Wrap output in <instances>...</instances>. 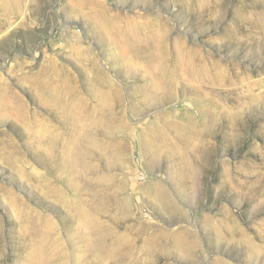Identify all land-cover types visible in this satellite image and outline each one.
I'll list each match as a JSON object with an SVG mask.
<instances>
[{
	"label": "rangeland",
	"instance_id": "rangeland-1",
	"mask_svg": "<svg viewBox=\"0 0 264 264\" xmlns=\"http://www.w3.org/2000/svg\"><path fill=\"white\" fill-rule=\"evenodd\" d=\"M0 264H264V0L0 2Z\"/></svg>",
	"mask_w": 264,
	"mask_h": 264
},
{
	"label": "bare ground",
	"instance_id": "bare-ground-1",
	"mask_svg": "<svg viewBox=\"0 0 264 264\" xmlns=\"http://www.w3.org/2000/svg\"><path fill=\"white\" fill-rule=\"evenodd\" d=\"M5 0H0V2H3ZM19 4V3H18ZM18 14V13H17ZM155 47H156V50H157V56H156V64L158 65V73H159V67H160V60L162 59V56H161V52H162V47L159 45V43H155ZM136 64H139L138 62H136ZM160 71L162 74H165L166 73V70L165 69H162L160 68ZM164 82L167 87H168V92L170 93L171 92V89H172V80L167 78V79H164V78H159L157 79V83H162ZM154 88H155V91L158 92V89H157V86L154 85ZM155 93V92H154Z\"/></svg>",
	"mask_w": 264,
	"mask_h": 264
}]
</instances>
